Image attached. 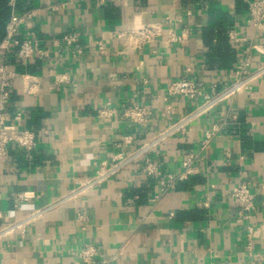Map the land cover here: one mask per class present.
<instances>
[{
    "label": "crops",
    "instance_id": "crops-1",
    "mask_svg": "<svg viewBox=\"0 0 264 264\" xmlns=\"http://www.w3.org/2000/svg\"><path fill=\"white\" fill-rule=\"evenodd\" d=\"M28 2L35 15L22 30L33 29L52 52L20 70L14 49H0V63L7 60L20 73L12 80L10 123L33 130L38 141L31 151L10 144L0 158V226L50 203L95 175L101 162L136 149L188 112L190 100L168 96L174 80L200 81L209 91L221 88L245 57L253 66L264 63V32L254 28L245 0ZM167 18L165 28L186 31L183 41L166 45L158 38L140 51L125 50L114 38V32ZM231 30L250 38V55L246 43L236 47L229 40ZM68 32L78 34L82 54L54 45ZM57 76L65 80L56 83ZM135 104L152 111L147 128L124 117ZM103 108L116 113L103 117ZM215 123L220 130L202 149ZM191 153L195 172L168 190L132 165L48 212L24 234L1 239L0 264L82 263L78 251L85 244L100 247L105 264H264V76L164 142L153 158L180 176ZM241 180L256 194L250 253L240 204L231 197ZM20 193L35 197L20 200Z\"/></svg>",
    "mask_w": 264,
    "mask_h": 264
},
{
    "label": "built area",
    "instance_id": "built-area-1",
    "mask_svg": "<svg viewBox=\"0 0 264 264\" xmlns=\"http://www.w3.org/2000/svg\"><path fill=\"white\" fill-rule=\"evenodd\" d=\"M245 1L248 5V13L254 28L257 32H264V0ZM10 4L14 6L15 0H11ZM34 15L35 10L30 9L22 12H13L6 27V37L0 43V49L2 47L13 48L16 58L24 64L32 59H47L52 52L50 48L42 46L33 29L22 30V26L29 24ZM167 23H169V18L166 19V22L140 24L127 30L114 32V38L122 41L125 50L140 51L146 45L157 41L158 38H163L166 45L183 41L186 37V31L183 30L182 33H177L173 26L165 28ZM21 30L24 33L22 38L19 37L20 33H22ZM229 40L236 47L246 43L248 46L244 50L248 55L255 47L248 36L236 30L229 32ZM53 42L57 47H73L76 54H82L83 52L82 47H77L78 34L76 32L65 33L60 38H55ZM249 42L250 44H248ZM98 48L101 52H104L106 44L99 41ZM19 74L7 60L0 63V158L8 154V146L10 144H16L28 151L34 150L38 145L36 133L33 130L21 128L16 123H10L11 115L8 108L11 100L12 80ZM263 76L264 63L253 66L249 57H245L227 76L221 88L213 85L211 90L206 91L203 82L193 81L186 77L174 80L168 87V96H182L190 100L193 106L188 112L178 117L164 129L155 132L136 149L127 153H119L111 161L105 160L101 162L95 175L83 182H79L77 186L58 196L50 203L0 226V240L16 233L24 234L31 224L41 219L48 212L75 200L107 180L118 177L123 170L132 165H140L143 172L159 180L162 191L174 186L180 177L188 179L195 172L194 162L197 159V155L191 153L186 156L183 160L181 174L177 176L165 171L162 165L154 160L153 154L155 150L170 138L186 133L188 127L194 121L243 91L251 89ZM64 80L65 78L57 76L55 82L58 83ZM29 90L30 88H28ZM170 110L171 106L168 107V111ZM115 113L116 110L114 108H103L100 110V115L107 118L113 117ZM123 115L129 121L147 128L152 111L145 105L135 104L126 108ZM14 118L18 120L19 116ZM220 127L218 123H215L205 131L201 141L202 149H206L211 144L214 135L220 130ZM33 197H35L33 193L18 194L20 200H28ZM155 197L158 198L159 195L157 194ZM231 197L240 204L239 218L246 224V249L250 253L253 249L252 240L254 235V226L250 222L256 214V194L251 190L247 182L241 180L232 188ZM204 204L208 206L209 202L205 201ZM79 218H82L81 214ZM78 254L82 263L77 264H105L107 262L104 252L94 244L83 245L79 249Z\"/></svg>",
    "mask_w": 264,
    "mask_h": 264
},
{
    "label": "trees",
    "instance_id": "trees-1",
    "mask_svg": "<svg viewBox=\"0 0 264 264\" xmlns=\"http://www.w3.org/2000/svg\"><path fill=\"white\" fill-rule=\"evenodd\" d=\"M10 1L11 0H0V43L6 37V27L11 19L13 12H22L23 10L29 9L27 6L29 5L28 0H15L14 6L10 4ZM17 63L20 65V70H23L24 63H22L18 59Z\"/></svg>",
    "mask_w": 264,
    "mask_h": 264
}]
</instances>
